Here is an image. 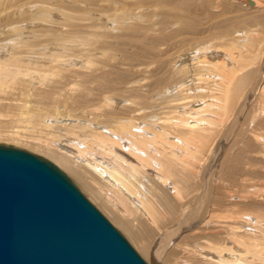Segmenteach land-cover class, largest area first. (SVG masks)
Instances as JSON below:
<instances>
[{
    "label": "bare ground",
    "instance_id": "1",
    "mask_svg": "<svg viewBox=\"0 0 264 264\" xmlns=\"http://www.w3.org/2000/svg\"><path fill=\"white\" fill-rule=\"evenodd\" d=\"M1 128L145 258L264 264V0H0Z\"/></svg>",
    "mask_w": 264,
    "mask_h": 264
},
{
    "label": "water",
    "instance_id": "2",
    "mask_svg": "<svg viewBox=\"0 0 264 264\" xmlns=\"http://www.w3.org/2000/svg\"><path fill=\"white\" fill-rule=\"evenodd\" d=\"M0 264H149L52 160L0 143Z\"/></svg>",
    "mask_w": 264,
    "mask_h": 264
},
{
    "label": "rangeland",
    "instance_id": "3",
    "mask_svg": "<svg viewBox=\"0 0 264 264\" xmlns=\"http://www.w3.org/2000/svg\"><path fill=\"white\" fill-rule=\"evenodd\" d=\"M252 12V11H251ZM249 14V13H248ZM174 27H175V29H174ZM176 27H178V26H172L171 28H170V32L171 31H173V30H177L176 29ZM178 40H181V38H179V39H177V41ZM2 129V128H1ZM8 130H11V129H8ZM4 131H6V129H2V130H0V132L1 133H3ZM20 148H23V147H20ZM224 148V150L223 151H221L222 153H224L225 151H226V149H227V146L225 147L224 146V144H222V149ZM25 149H27V150H29V151H31V152H34V151H32V150H30V149H28V148H25ZM35 153V152H34ZM36 154H38V153H36ZM216 155H218V154H216ZM215 155V156H216ZM214 156V157H215ZM217 157V156H216ZM214 159H216V158H214ZM51 160V159H50ZM54 162V161H53ZM56 163V162H55ZM57 164V163H56ZM59 166V165H58ZM60 167V166H59ZM60 168H62V167H60ZM62 170H65L64 168H62ZM66 172V171H65ZM66 174L69 176V174L66 172ZM70 177V176H69ZM71 179H72V177H70ZM79 189L81 190V192L90 200V198L88 197V195L79 187ZM90 202H92L93 204L95 203V202H93L92 200H90ZM98 209H99V206L95 203L94 204ZM100 210V209H99ZM101 211V210H100ZM103 214H104V212L103 211H101ZM104 216H106V218L110 221V218L109 217H107V215L106 214H104ZM117 229H119L112 221H110ZM120 231V230H119ZM122 234H123V232L122 231H120ZM125 237H126V235L125 234H123ZM126 239L130 242V240L126 237ZM130 244L133 246V244L130 242ZM134 248H135V246H133ZM136 249V251L142 256V254L137 250V248H135ZM143 258H144V260H146V262H148L149 264H161L160 262H156V261H154V260H151V259H147V258H145L144 256H142ZM149 260H151V261H149Z\"/></svg>",
    "mask_w": 264,
    "mask_h": 264
}]
</instances>
